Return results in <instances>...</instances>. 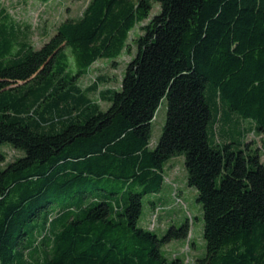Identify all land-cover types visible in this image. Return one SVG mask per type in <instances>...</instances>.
<instances>
[{
  "label": "trees",
  "instance_id": "16d2710c",
  "mask_svg": "<svg viewBox=\"0 0 264 264\" xmlns=\"http://www.w3.org/2000/svg\"><path fill=\"white\" fill-rule=\"evenodd\" d=\"M145 20L103 110L98 82L78 79ZM248 133L264 145V0H89L38 49L0 4V146L24 153L0 149V264H183L162 246L188 237L187 220L162 236L137 223L146 194L164 210V167L182 155L203 207L195 264H264V163Z\"/></svg>",
  "mask_w": 264,
  "mask_h": 264
},
{
  "label": "rangeland",
  "instance_id": "374dc122",
  "mask_svg": "<svg viewBox=\"0 0 264 264\" xmlns=\"http://www.w3.org/2000/svg\"><path fill=\"white\" fill-rule=\"evenodd\" d=\"M89 0H0V4L6 9V13L17 24L23 27L27 33V40L34 49L40 48L56 31V28L68 18L81 16ZM159 12V5L153 4L149 18ZM149 20V19H148ZM148 20L135 26L130 31L127 47L116 58L98 59L78 81L82 89L90 87L98 82L97 90L89 93V97L99 103L106 110L109 103L100 99V93L108 89H118L123 77L125 66L136 52L135 39L141 35V27ZM17 49V43L13 46V53ZM70 66L73 69V58L70 56ZM166 101L157 109L153 123H151V138L149 147L156 148L160 138L165 118ZM242 126H248V122L241 121ZM246 142L257 147L264 163V145L261 136L248 133ZM0 149L6 154V161H11L17 156H23L9 144H2ZM165 181L160 193L163 196L165 208L155 216L150 212V200L152 194H146L142 198V214L138 220V226L154 230L158 236H162L171 226L179 227L185 220L189 222V234L186 239L172 240L162 246V250L169 261L179 258L183 264H195L198 257H202L206 251L203 237L204 220L201 205L197 202V191L186 183V168L184 156L173 157L164 167ZM186 222V221H185Z\"/></svg>",
  "mask_w": 264,
  "mask_h": 264
},
{
  "label": "water",
  "instance_id": "95a60500",
  "mask_svg": "<svg viewBox=\"0 0 264 264\" xmlns=\"http://www.w3.org/2000/svg\"><path fill=\"white\" fill-rule=\"evenodd\" d=\"M205 264H209L208 262H206Z\"/></svg>",
  "mask_w": 264,
  "mask_h": 264
}]
</instances>
